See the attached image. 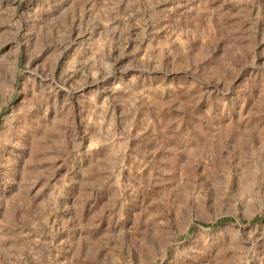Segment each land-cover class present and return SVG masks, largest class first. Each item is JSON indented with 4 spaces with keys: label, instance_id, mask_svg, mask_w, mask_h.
<instances>
[{
    "label": "rangeland",
    "instance_id": "374dc122",
    "mask_svg": "<svg viewBox=\"0 0 264 264\" xmlns=\"http://www.w3.org/2000/svg\"><path fill=\"white\" fill-rule=\"evenodd\" d=\"M0 264H264V0H0Z\"/></svg>",
    "mask_w": 264,
    "mask_h": 264
},
{
    "label": "trees",
    "instance_id": "16d2710c",
    "mask_svg": "<svg viewBox=\"0 0 264 264\" xmlns=\"http://www.w3.org/2000/svg\"><path fill=\"white\" fill-rule=\"evenodd\" d=\"M256 219H257V217H254V218L251 219V221H255ZM224 220H233V218L225 217V218L220 219L219 222L224 221Z\"/></svg>",
    "mask_w": 264,
    "mask_h": 264
}]
</instances>
